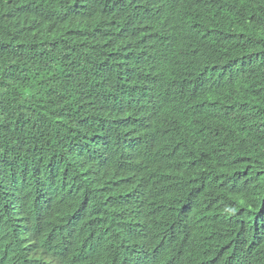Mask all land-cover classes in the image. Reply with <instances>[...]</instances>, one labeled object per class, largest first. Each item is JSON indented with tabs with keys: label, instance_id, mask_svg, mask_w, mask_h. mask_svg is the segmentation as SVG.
Listing matches in <instances>:
<instances>
[{
	"label": "trees",
	"instance_id": "1",
	"mask_svg": "<svg viewBox=\"0 0 264 264\" xmlns=\"http://www.w3.org/2000/svg\"><path fill=\"white\" fill-rule=\"evenodd\" d=\"M14 1L0 0V157L31 160L33 171H47L51 175L47 179L56 181L60 189L55 215L36 226L37 238L46 246L56 244L66 220L78 213L92 225V220L99 223L98 234L90 241L92 246L107 245L104 251L113 248V257L107 260L122 264L125 254L131 255L130 247L142 245L145 233L168 221H181L178 247L161 250L159 259L175 264H257L256 254L264 246L261 238L227 237L217 242L218 219L212 207L221 195L237 202L258 183L254 154L246 162L229 154L219 162L208 163L207 175L199 176L190 190L175 196L171 209L163 213L138 204L141 192L137 172L111 186L107 214L85 188L86 183L81 184L86 199L78 192L69 195L65 191L64 181L72 190L82 177L64 173L67 161L78 157L80 171L90 173L98 167L99 154L114 140L109 137L104 142L101 131L89 122L102 113L114 68L132 45L138 28L122 40H112L92 30L100 20L98 16L78 22L65 10L56 21L38 27L29 9L18 8ZM188 1L195 0L164 1L146 24L182 9ZM196 1L198 11L212 17L198 22L195 29L184 27V32L196 36L203 47L190 72L194 77L207 75L213 82L211 94L199 98L197 108L225 112L233 133H243L257 122L264 124V0ZM159 38L166 36L155 37ZM55 90L76 110H60L61 96ZM176 96L173 92L170 97ZM105 112L116 116L119 110L109 108ZM150 115L152 124L136 129L142 137L156 130L160 121L170 125L177 116L169 101L140 119L145 121ZM183 131L172 130L167 135L177 137ZM147 150L145 147L134 154L136 168L147 165ZM166 159L180 165L177 152H168ZM12 188L9 182L0 181V204L7 201V214L29 217L32 211L22 207L20 195L12 193ZM1 227L0 248L1 241L12 237L9 229ZM79 256L88 259L95 254L92 247H85L67 255ZM0 264L17 263L0 259Z\"/></svg>",
	"mask_w": 264,
	"mask_h": 264
},
{
	"label": "clouds",
	"instance_id": "2",
	"mask_svg": "<svg viewBox=\"0 0 264 264\" xmlns=\"http://www.w3.org/2000/svg\"><path fill=\"white\" fill-rule=\"evenodd\" d=\"M164 1H14L18 8L29 9L38 27L56 21L60 11L65 10L78 22L98 16L100 20L92 30H98L112 40H122L138 28L132 45L114 68V79L108 86L102 113L90 118L89 122L101 131L104 142L109 137L114 140L99 154L98 167L90 173L80 171L78 157L69 159L64 173H71L72 178L79 174L82 177L79 182H74L72 190H69V182L64 181V189L69 195L78 192L86 199L81 187L86 183L85 188L107 214L112 202L111 186L127 174L137 172L141 192L138 204L163 213L171 209L175 196L190 190L199 176L207 175L208 163L219 162L222 156L229 154L246 162V158L254 154L258 183L237 202L231 201L228 195H221L212 207L218 219L217 242L227 237L261 238L264 244V124L257 122L243 133H233L225 112H204L197 108L198 99L211 94L213 82L207 75H191V67L201 56L203 47L196 36L190 37L184 32V27L190 25L195 29L198 22L210 20L212 16L199 12L195 0L147 25L146 21ZM162 35L166 38L155 39ZM173 92L176 97H170ZM55 93L61 96L60 110H76L64 95L56 90ZM164 101H169L175 108L174 122L168 125L160 121L158 128L150 134L138 135V127L153 122L151 115L145 121L140 118L161 107ZM109 108L119 110L118 115L106 114ZM177 129H184L180 136L167 135ZM145 147H148V163L136 168L134 154ZM170 151L178 153L179 166L167 161ZM52 160L55 161V155ZM31 162L18 157H0V181L9 182L13 186L11 192L20 195L22 207L32 211L29 217L15 216L7 214V201L0 204V227L12 232L10 240L1 241L0 259L17 264H113L110 258L107 260L108 256L113 257V248L104 251L107 245L94 247L90 243L98 234L99 223L92 220V225L78 213H72L66 220L56 244L46 246L37 238L36 226L54 217L61 192L56 181L47 179L51 175H47V171H33ZM238 191L239 187L235 192ZM244 209L246 213H243ZM182 228L181 221H168L145 233L142 245L130 247L131 255L125 254L122 264H175L159 259L158 254L161 250L178 247ZM191 238L194 241V233ZM83 243L85 247H92L95 256L88 259L67 257L72 251L85 248ZM256 255L257 264H264V246Z\"/></svg>",
	"mask_w": 264,
	"mask_h": 264
}]
</instances>
